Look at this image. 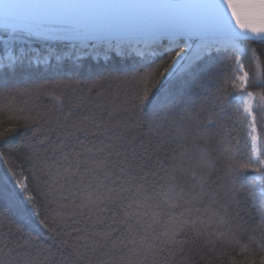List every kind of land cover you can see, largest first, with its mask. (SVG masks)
I'll use <instances>...</instances> for the list:
<instances>
[{
  "label": "trees",
  "instance_id": "obj_1",
  "mask_svg": "<svg viewBox=\"0 0 264 264\" xmlns=\"http://www.w3.org/2000/svg\"><path fill=\"white\" fill-rule=\"evenodd\" d=\"M143 41L0 28V264H264L234 52L166 75L181 47ZM239 41L264 157V39Z\"/></svg>",
  "mask_w": 264,
  "mask_h": 264
},
{
  "label": "water",
  "instance_id": "obj_2",
  "mask_svg": "<svg viewBox=\"0 0 264 264\" xmlns=\"http://www.w3.org/2000/svg\"><path fill=\"white\" fill-rule=\"evenodd\" d=\"M0 28L73 41L155 40L171 50L194 38L264 39V0H0Z\"/></svg>",
  "mask_w": 264,
  "mask_h": 264
},
{
  "label": "rangeland",
  "instance_id": "obj_3",
  "mask_svg": "<svg viewBox=\"0 0 264 264\" xmlns=\"http://www.w3.org/2000/svg\"><path fill=\"white\" fill-rule=\"evenodd\" d=\"M127 44L131 45L132 48L136 51L143 52L141 45H146L145 50L148 52L153 53L156 48H151L150 41H141V40H127L125 41ZM223 43V44H230L233 45V51L236 57L235 61V76L233 80V86L234 90L237 92L236 94V100L238 102V105L240 108L249 116L250 122L248 127V137L250 139L251 144V153L252 158L256 165H259V168H255L254 171V179H255V186L258 190V192L262 195V198L264 200V172L261 170L262 167H264V157L261 153L260 146H259V139L257 136V132L254 125V117L252 113V107L254 102V95L249 92L245 91L244 87L246 84L247 75L245 70L243 69V66L241 64V55L243 53V46L239 40L234 39H228V40H210L208 38H194L191 39L189 44L187 46H182L180 51L176 53V55L170 59L168 69L166 71V75L171 74L175 71H179L183 69L184 67L190 65L195 60L201 58L202 55L209 52L212 47L211 43ZM234 43H237L239 46H235ZM160 48V47H159ZM158 48V49H159ZM230 50V49H229ZM161 52V51H160ZM92 55L95 57L98 55V50L94 47L90 51ZM76 55V58L80 56V50L75 51L74 53ZM41 51H36L34 55L30 56L28 59L32 61H40V60H48V56H44ZM84 55V53H83ZM7 56L13 57L12 53L10 51L7 52V54L2 58L0 57V64L3 62V60L7 59ZM64 56V55H63ZM177 61L176 64H174Z\"/></svg>",
  "mask_w": 264,
  "mask_h": 264
},
{
  "label": "bare ground",
  "instance_id": "obj_4",
  "mask_svg": "<svg viewBox=\"0 0 264 264\" xmlns=\"http://www.w3.org/2000/svg\"><path fill=\"white\" fill-rule=\"evenodd\" d=\"M234 45H235V46H239L237 43H234ZM176 63H177V61H176L174 64H176Z\"/></svg>",
  "mask_w": 264,
  "mask_h": 264
}]
</instances>
